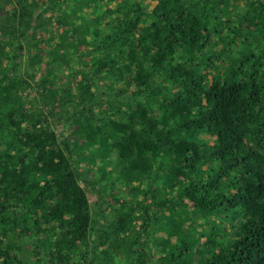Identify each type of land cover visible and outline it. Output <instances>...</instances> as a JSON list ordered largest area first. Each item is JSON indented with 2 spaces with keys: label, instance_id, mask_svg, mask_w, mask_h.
Wrapping results in <instances>:
<instances>
[{
  "label": "trees",
  "instance_id": "obj_1",
  "mask_svg": "<svg viewBox=\"0 0 264 264\" xmlns=\"http://www.w3.org/2000/svg\"><path fill=\"white\" fill-rule=\"evenodd\" d=\"M104 3L0 0V264H264V0Z\"/></svg>",
  "mask_w": 264,
  "mask_h": 264
},
{
  "label": "rangeland",
  "instance_id": "obj_2",
  "mask_svg": "<svg viewBox=\"0 0 264 264\" xmlns=\"http://www.w3.org/2000/svg\"><path fill=\"white\" fill-rule=\"evenodd\" d=\"M70 2V1H69ZM69 2H66V3H69ZM105 6H104V9L106 10L107 9V13L113 9H116L120 4H121V0H110V3H108V0H105ZM65 5H63L62 7H64ZM95 10V9H94ZM54 33L51 34V36H53V38H57V35H56V32H57V26L54 27ZM74 40V39H73ZM216 44L214 46V49H213V55L215 57L219 56L222 60H226L228 59L227 56L233 52V49L232 47L229 49V45L227 44V41L225 40H217L216 38L214 39ZM53 44V43H52ZM39 48H43V49H47V46L45 43H43L42 45L39 46ZM38 48L37 51H40V49ZM31 50V43L29 42L28 44H26V49L24 50V54H27L28 51ZM1 55V53H0ZM90 54L89 53H76L74 52L73 53V56H72V65L76 68H82V67H86L88 65V63L90 62ZM76 61V63H75ZM215 65H216V69L214 70V72H220L219 70L221 69V66L220 64L218 63V60L214 62ZM45 64V60L44 61H41L40 65H39V68L43 67ZM259 64H264V60H260ZM23 67L24 68H28L27 66V63H24L23 64ZM230 67V66H228ZM201 68L203 69L204 67L201 66ZM264 71V70H263ZM88 74V73H87ZM89 76V74H88ZM78 78L81 80V77L78 76ZM84 82V80H82ZM61 83L65 82V80H61L60 81ZM66 82L68 83V81L66 80ZM37 87H38V84L36 82H29V85L25 87L24 89V95H25V98H26V101L29 103L30 101H32V99L36 96V93H37ZM56 123L57 124H60L58 129L61 133H64V128H65V124L62 120L60 119H55ZM65 134L68 135L69 133L67 131H65ZM76 159V158H75ZM206 168V167H204ZM86 169H88L87 167H83V166H78L77 168V171L78 172H81V171H86ZM115 174V173H114ZM116 177H120V174H115ZM232 188H234V190L236 191L235 187L232 186ZM113 190H116L114 193L115 195L117 194V191L120 193V190H119V186L117 187H112ZM144 187H142L141 190H143ZM131 190H133L131 192L130 195H127L128 197H126V199H128L130 202V206H133L134 208H140V205L141 204H137V202L140 200L141 196H140V192L136 191L135 187L134 188H131ZM87 192H88V195L90 197V199L92 201H95L96 200V196L95 194L92 193V189L90 188H87ZM121 195V193H120ZM221 195H227V192H222ZM207 199H210L209 197H206ZM171 207H173L172 204H169V206L164 210V213H169L171 211ZM177 207H179V205H174V208L177 209ZM194 207H191L190 209H188V213L190 214L191 212L194 211ZM180 210V209H178ZM111 211V212H110ZM156 210H153V212H155ZM109 212L110 213H113L112 209L109 210V209H105L104 211V214L105 216L109 219V220H112L113 219V215L109 216ZM139 215V213H138ZM186 218V216H185ZM187 226L189 225V223L186 224ZM152 228L149 230L151 231ZM200 231H202L201 229H197L194 233H195V236L199 239V244H203L205 242H207V237L206 235H202L200 233ZM30 247H26V249L23 251V253L19 254L18 255V259L20 261L25 260L27 261V264H30L32 262V257L30 258L29 257V254L27 251H29ZM153 252V245L152 244H149L147 246V249H146V253L149 254ZM86 260L88 258H85ZM76 263H80L82 264L84 262V260L82 259H76L75 261ZM105 263V261H103Z\"/></svg>",
  "mask_w": 264,
  "mask_h": 264
},
{
  "label": "clouds",
  "instance_id": "obj_3",
  "mask_svg": "<svg viewBox=\"0 0 264 264\" xmlns=\"http://www.w3.org/2000/svg\"><path fill=\"white\" fill-rule=\"evenodd\" d=\"M200 69H202L201 67H200ZM203 72H205V71H203ZM115 174H120L119 172H114ZM120 178H121V175H120ZM84 185H85V187H86V184L84 183ZM126 185H128V184H126ZM131 187V186H130ZM125 188V187H123V189L122 190H120V193H121V195H122V193H124L126 190H129V189H131V188ZM126 197H128V196H125V199H126ZM128 202H130L128 199H126ZM171 204V203H170ZM169 206V205H168ZM167 206V207H168ZM167 207H165L163 210H161L160 212H159V215H160V217H165L166 215H168L169 213H164V210L167 208ZM153 210H156V211H159V209L158 208H153V209H151V211H150V213H152V211ZM140 211H142L140 208H139V215H141L142 214V212H140ZM107 220H109V219H107ZM151 229V228H150ZM153 231V230H152ZM149 244H152V242H149ZM153 245V244H152ZM153 247H154V245H153ZM142 251H145V249H142ZM146 252V251H145ZM22 261H24L23 259H22Z\"/></svg>",
  "mask_w": 264,
  "mask_h": 264
}]
</instances>
